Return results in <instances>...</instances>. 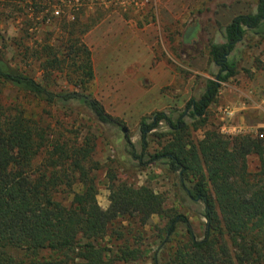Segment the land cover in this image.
<instances>
[{"label": "trees", "instance_id": "1", "mask_svg": "<svg viewBox=\"0 0 264 264\" xmlns=\"http://www.w3.org/2000/svg\"><path fill=\"white\" fill-rule=\"evenodd\" d=\"M57 2L42 4L46 8ZM99 14L97 7L87 17L77 13L58 17V42L47 38L39 52L43 81L11 64L0 49V91L9 87L49 107L84 114L102 126L117 125L118 119L90 91L94 67L84 37L101 20ZM263 21L264 0H259L256 12L239 14L220 27L225 41L210 45L218 71L204 80L199 97H192L177 116L174 111H157L150 121L145 117L140 122L141 151L133 150L132 156L142 165L164 161L178 173L187 196L203 208V237L197 236L188 216L168 213L162 193L148 185L119 182L110 170V204L103 208L92 175L102 165L91 160L95 143L90 136L79 141V129L46 126L28 117L21 106L0 103V264H114L117 259H137L138 249L125 245L115 258L96 241L119 217L135 216L145 225L154 215L169 217L155 264H264V134L233 136L210 129L194 141L186 120L190 117L195 129L207 124L222 83L239 72L231 53L246 31ZM257 32L264 36V30ZM63 76L76 89L55 88ZM161 125L171 139L160 151L149 152V135ZM66 132H74L75 139ZM252 156L258 162L255 169H249ZM75 178L83 183L79 191L72 189ZM64 192L73 195L68 203L58 199ZM181 225L188 241L170 253L167 245Z\"/></svg>", "mask_w": 264, "mask_h": 264}, {"label": "rangeland", "instance_id": "2", "mask_svg": "<svg viewBox=\"0 0 264 264\" xmlns=\"http://www.w3.org/2000/svg\"><path fill=\"white\" fill-rule=\"evenodd\" d=\"M258 1L59 0L44 8L47 0H0V49L11 64L38 81H43L44 77L39 52L47 38L50 43L58 42V17L64 13L87 17L98 7L101 20L84 37L92 51L94 67L90 91L107 112L118 119V124L102 126L84 114L49 107L9 87L0 91V103L11 107L17 104L25 109L28 117L40 119L46 126L79 129V141L90 136L95 143L91 160L102 165L100 169H93L92 175L103 208L110 204V170L119 182L148 185L162 193L168 213L178 211L188 216L197 236L203 237V208L187 196L178 173L171 171L164 161L142 165L132 156V151L138 154L141 151V119L146 117L150 121L157 111H174L177 116V111L185 109L192 97H199L204 80L214 78L218 71L210 58V45L225 41L219 28L238 14L256 12ZM36 2L44 5L39 9ZM56 9L60 10V15L55 14ZM261 30H264V21L258 28L248 29L231 53L230 59L235 57L238 61L239 72L222 83L223 92L218 94L214 105L211 104L207 124L195 129L190 117H186L191 126L190 138L194 141L202 139L210 129L233 136L248 132L264 134V78L254 77L264 76V36L257 32ZM239 75L243 78H238ZM257 84L259 86H253ZM57 85L55 88L76 89L65 76L58 79ZM230 90L233 93L228 92ZM230 93L234 99L238 94L245 103L259 105L253 118L263 123L260 127L222 130L226 123L238 120L225 105L230 103ZM121 124L128 128L129 142ZM66 135L75 139L74 132H66ZM170 139L168 129L161 125L149 135V152L160 151ZM249 163V169H255L256 157H250ZM82 185V181L75 178L72 189L79 191ZM72 196L70 192L59 193L58 199L68 203ZM168 220L167 215H154L143 225L135 216L119 217L96 242L108 247L111 256L119 254L125 245L140 251L139 258L117 259L114 264H155L154 254L165 236ZM187 241L186 228L181 225L171 236L166 250L173 253Z\"/></svg>", "mask_w": 264, "mask_h": 264}, {"label": "crops", "instance_id": "3", "mask_svg": "<svg viewBox=\"0 0 264 264\" xmlns=\"http://www.w3.org/2000/svg\"><path fill=\"white\" fill-rule=\"evenodd\" d=\"M241 14H243V13H241ZM257 76H260V75L257 74L256 76H254L257 80L264 78V76H260V78ZM238 78H243V75H239ZM253 86L256 87L259 85L257 84V85H253ZM231 88H233V87H231ZM236 90H238V89H236ZM222 92H223V90L220 88L218 94H220ZM228 92L233 93V90H230ZM237 95L235 97L236 99H234V97H233L234 95L230 93L229 97H231V99H228V100H230V103L225 104V105H227L226 107L231 108L230 114H235L236 117L238 118V120L235 123L234 122L233 123L232 122L226 123L224 126H222V130L235 131L236 128H239L242 130H248V129H251L253 127H260L263 123L260 120H256L255 118H253L254 117L253 116L254 111L258 109L259 105L255 104V102L247 104L244 101H242L239 97H237ZM224 96H225V94H224ZM212 105H214V103ZM212 105H211V107H212ZM259 108H261V106Z\"/></svg>", "mask_w": 264, "mask_h": 264}, {"label": "water", "instance_id": "4", "mask_svg": "<svg viewBox=\"0 0 264 264\" xmlns=\"http://www.w3.org/2000/svg\"><path fill=\"white\" fill-rule=\"evenodd\" d=\"M121 127H122V130H123L124 134H125V138H128V128H127V126L121 124Z\"/></svg>", "mask_w": 264, "mask_h": 264}, {"label": "built area", "instance_id": "5", "mask_svg": "<svg viewBox=\"0 0 264 264\" xmlns=\"http://www.w3.org/2000/svg\"><path fill=\"white\" fill-rule=\"evenodd\" d=\"M55 14H56V15H60V14H61V13H60V10H59V9H56V10H55Z\"/></svg>", "mask_w": 264, "mask_h": 264}]
</instances>
